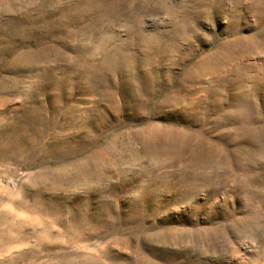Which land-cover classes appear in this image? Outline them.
I'll return each instance as SVG.
<instances>
[{"label":"rangeland","instance_id":"1","mask_svg":"<svg viewBox=\"0 0 264 264\" xmlns=\"http://www.w3.org/2000/svg\"><path fill=\"white\" fill-rule=\"evenodd\" d=\"M0 264H264V0H0Z\"/></svg>","mask_w":264,"mask_h":264},{"label":"bare ground","instance_id":"2","mask_svg":"<svg viewBox=\"0 0 264 264\" xmlns=\"http://www.w3.org/2000/svg\"><path fill=\"white\" fill-rule=\"evenodd\" d=\"M258 2V1H257ZM263 3V2H262ZM254 6V5H253ZM231 31H232V29H231ZM225 32H227L226 30H225ZM239 37V36H238ZM232 40H234V39H231V41ZM237 40V39H236ZM243 41H244V39H243ZM241 43V42H240ZM239 43V44H240ZM41 44V43H40ZM222 46H225V42H224V44L223 43H221V44H219L218 45V49H220ZM228 46V45H227ZM42 48V47H41ZM44 48H47V47H44ZM49 50H50V48H48ZM223 49H225L226 50V48L224 47ZM43 50V49H42ZM47 50V49H46ZM43 52H45V51H43ZM28 53V52H27ZM30 53H31V51H30ZM42 54V53H41ZM40 54V55H41ZM19 55V54H18ZM31 55H32V53H31ZM39 55V56H40ZM27 56V55H26ZM231 55H230V53L229 52H225V53H220V51H218L217 50V52H214V53H212L211 55H209L208 57L211 59V61L210 62H207V61H203V64H201L200 66H199V68H197V69H200V74H198V75H196V73H195V75H194V80H196V81H199V80H201L202 78V75H205L206 76V73L207 74H210V73H208V72H211L212 70H218L217 68L219 67V66H221L222 65V67H223V65H224V62L225 61H228V59H229V57H230ZM234 57H235V55H234ZM20 58H21V56H20ZM41 58H42V56H41ZM231 58V57H230ZM233 58V57H232ZM231 58V59H232ZM18 59V58H17ZM16 59V60H17ZM19 61V60H18ZM37 61V60H36ZM11 62H13V61H11ZM11 62H9V64L11 63ZM230 62H231V60H230ZM212 63V68H211V64ZM12 64V63H11ZM10 64V65H11ZM227 64V63H226ZM210 65V67H207V66H209ZM225 66V65H224ZM198 67V66H197ZM226 67H227V65H226ZM208 68V70H206L205 71V69H207ZM204 70V71H203ZM195 71V70H194ZM193 76V71H190V72H188L186 75H185V78H188V79H193V78H191ZM185 80V79H184ZM190 80V81H191ZM181 88V87H180ZM175 91H177V90H175ZM179 91V90H178ZM180 93V92H179ZM174 96L175 95H171L170 97H168L167 99H165L162 103H169V101L171 100V98L173 97L174 98ZM180 96H181V94H180ZM178 100V99H177ZM37 110V109H36ZM41 115V114H40ZM162 132V131H161ZM151 135H150V139H151V141H157V140H159V138H161V137H159L160 135V132L157 130V131H155L154 133H150ZM180 134V133H179ZM172 136V135H171ZM174 138V137H173ZM176 138V137H175ZM175 140V139H174ZM111 141H113V140H111ZM110 143V142H109ZM153 143V142H152ZM155 143V142H154ZM159 143H160V141H159ZM163 143V142H162ZM115 144H116V142H115ZM168 144V143H167ZM175 144V143H174ZM179 144V143H178ZM183 144V146H184V143H182ZM187 144V143H186ZM111 145H113V144H111ZM110 145V146H111ZM117 145V144H116ZM146 145V144H145ZM154 145V144H153ZM159 145V144H158ZM180 145V144H179ZM212 145V144H211ZM171 146V145H170ZM190 146V145H189ZM116 147V146H115ZM117 147H118V145H117ZM123 147V146H122ZM177 147V146H176ZM116 149V148H115ZM114 149V150H115ZM107 150V149H106ZM105 150V152H107ZM189 150V149H188ZM104 151V150H103ZM172 151V150H171ZM197 150H195V152H196ZM109 152H110V148H109ZM111 152H112V150H111ZM115 152V151H114ZM177 152H178V150H177ZM185 152V151H184ZM190 152V151H189ZM219 152H221V151H219ZM185 153H188V152H185ZM111 156H112V154H110ZM114 155V154H113ZM118 155V154H117ZM225 155V154H224ZM115 156V155H114ZM158 156V155H157ZM221 156V155H220ZM226 156V155H225ZM97 157H98V155H97ZM216 157V156H215ZM222 157V156H221ZM190 158H191V155H190ZM217 158V157H216ZM97 160V159H96ZM95 160V161H96ZM214 160V159H213ZM189 161V160H188ZM215 161V160H214ZM213 161V162H214ZM224 162H225V160H224ZM216 163H218L217 162V160H216ZM191 164H192V162H191ZM226 164V163H225ZM221 166V165H220ZM199 168V167H198ZM218 168V167H217ZM189 172V171H188ZM190 175V174H189Z\"/></svg>","mask_w":264,"mask_h":264}]
</instances>
